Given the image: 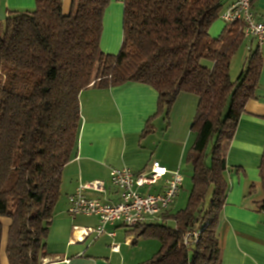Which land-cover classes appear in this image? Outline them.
<instances>
[{
  "label": "trees",
  "instance_id": "obj_1",
  "mask_svg": "<svg viewBox=\"0 0 264 264\" xmlns=\"http://www.w3.org/2000/svg\"><path fill=\"white\" fill-rule=\"evenodd\" d=\"M109 3L71 0L65 14L62 0H35L33 10L0 21V255L6 240L9 264H42L63 169L78 149L80 94L133 82L158 93L156 116L166 120L179 94L198 98L185 158L193 170L187 205L172 213L174 202L159 220L131 228L135 240L161 244L141 264H222L217 226L229 192L227 152L238 115L259 87L263 55L249 51L231 79L244 28L226 24L218 38L210 36L223 0H124L120 50L105 54ZM150 128L151 120L145 132ZM259 170L264 192V150ZM256 211L264 213V196ZM2 219L10 221L6 236ZM189 231L199 238L185 246Z\"/></svg>",
  "mask_w": 264,
  "mask_h": 264
},
{
  "label": "crops",
  "instance_id": "obj_2",
  "mask_svg": "<svg viewBox=\"0 0 264 264\" xmlns=\"http://www.w3.org/2000/svg\"><path fill=\"white\" fill-rule=\"evenodd\" d=\"M123 1L110 0L105 10L100 41V49L105 54H117L120 50ZM233 1L223 0V11ZM62 3L63 12L67 14L71 0H62ZM34 8L35 0H0V21H4L10 11L24 12ZM253 10L262 14L264 0H254ZM225 27L222 21L217 20L210 28V36L218 38ZM242 47L245 58L249 51L258 48L264 58V43L244 35L239 49ZM233 60L237 61L233 58L232 63ZM79 100L81 128L78 149L63 169L61 196L46 240L49 254L42 264H141L160 249V242L149 243L147 238L135 240L136 235L129 231L125 232L127 236H120V221L107 224L105 233L99 236L92 234L78 240L82 236L74 232V227H96L98 219L69 216L68 196L80 185L100 181L104 191L87 189L84 194L88 198L117 203L119 193L110 180L112 169L128 168L141 173L157 161L168 171L181 172L186 153L195 138L191 124L198 98L193 94H179L168 120L164 115L156 116L158 93L140 83L129 82L110 88L89 87L81 92ZM238 119L227 152L229 192L217 226L222 264H264V213L256 211V203L263 198L259 168L264 150V66L255 97L246 103ZM149 120L151 128L145 132ZM164 185L163 180L151 189L152 193L162 192ZM1 222L6 236L10 221L2 219ZM108 233H114V236L110 237ZM5 242L1 249V264H9ZM112 244H117L119 250L112 251Z\"/></svg>",
  "mask_w": 264,
  "mask_h": 264
},
{
  "label": "built area",
  "instance_id": "obj_3",
  "mask_svg": "<svg viewBox=\"0 0 264 264\" xmlns=\"http://www.w3.org/2000/svg\"><path fill=\"white\" fill-rule=\"evenodd\" d=\"M254 0H234L221 14L226 24L240 23L244 28V35L253 38L258 43H264V12L257 14L253 10ZM112 185L118 190L117 203L105 202L96 198H88L84 191H104L103 183L93 181L80 185L68 196L67 214L71 217H96V227H74V232L81 234L78 240L95 234L105 233V226L114 222H122L129 228L157 221L161 214L178 198L183 187V175L179 170L168 171L159 162L151 163L147 171L135 173L128 168L112 169L110 172ZM165 182L162 192L152 193L151 189ZM200 232L189 231L183 237L185 246L198 241ZM110 237L114 233H108ZM112 251H118L119 246L112 244Z\"/></svg>",
  "mask_w": 264,
  "mask_h": 264
},
{
  "label": "rangeland",
  "instance_id": "obj_4",
  "mask_svg": "<svg viewBox=\"0 0 264 264\" xmlns=\"http://www.w3.org/2000/svg\"><path fill=\"white\" fill-rule=\"evenodd\" d=\"M218 20L222 21L226 25V23L221 18L218 19ZM242 49H243V47L241 48V50L239 49L238 52H237L238 54H236L233 57L234 59L236 58L237 61L233 60L232 67L230 69V76H231L232 80H235L238 77V75L240 74L241 70H242L241 66L244 63L243 60H244L245 54H246V53L243 52ZM181 172H182V174L184 176V185H183V189H182V192H181V195H180V198H179L178 202L176 204H174L172 206V208H171L172 213H176V212H178L180 210H183L186 207L187 202H188V198H189V195H190V192H191V189H192V180H191L192 172H193L192 167L187 165V164H185V163H183ZM259 187H260V191L262 192V196H264V192H263L262 186H259ZM209 200L210 199L208 198L207 199V204H208ZM169 225H171V223ZM120 226L121 227L118 229V234L120 236H123V237L127 236L125 234L126 231L133 230V229H131L129 227L124 226L123 224H121ZM147 239H148L147 241H150L149 243H151L153 241H156L155 243H159V241L157 239H155V238H147Z\"/></svg>",
  "mask_w": 264,
  "mask_h": 264
}]
</instances>
